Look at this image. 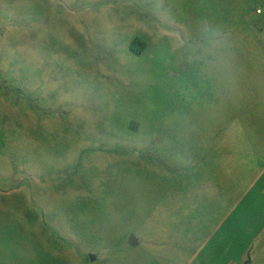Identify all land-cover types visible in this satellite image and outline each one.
I'll return each instance as SVG.
<instances>
[{
  "label": "rangeland",
  "instance_id": "1",
  "mask_svg": "<svg viewBox=\"0 0 264 264\" xmlns=\"http://www.w3.org/2000/svg\"><path fill=\"white\" fill-rule=\"evenodd\" d=\"M217 187L264 188V0H0V264H195Z\"/></svg>",
  "mask_w": 264,
  "mask_h": 264
},
{
  "label": "crops",
  "instance_id": "2",
  "mask_svg": "<svg viewBox=\"0 0 264 264\" xmlns=\"http://www.w3.org/2000/svg\"><path fill=\"white\" fill-rule=\"evenodd\" d=\"M255 190L256 193H253ZM242 191L236 188L212 189L211 198L206 204L212 206L214 237L212 241H203L196 254L195 264H254L253 261H247L246 252L261 235L262 230L259 228H264V219L259 213L251 218L252 212L264 211V188L248 189L245 193ZM237 202L244 203L243 212L238 215ZM243 227L254 229L245 232L241 229ZM244 234L251 238L243 237Z\"/></svg>",
  "mask_w": 264,
  "mask_h": 264
},
{
  "label": "built area",
  "instance_id": "3",
  "mask_svg": "<svg viewBox=\"0 0 264 264\" xmlns=\"http://www.w3.org/2000/svg\"><path fill=\"white\" fill-rule=\"evenodd\" d=\"M260 12V11H259Z\"/></svg>",
  "mask_w": 264,
  "mask_h": 264
}]
</instances>
